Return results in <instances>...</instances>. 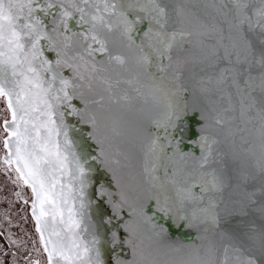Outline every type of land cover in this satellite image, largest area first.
<instances>
[{
  "label": "snow or ice",
  "instance_id": "1",
  "mask_svg": "<svg viewBox=\"0 0 264 264\" xmlns=\"http://www.w3.org/2000/svg\"><path fill=\"white\" fill-rule=\"evenodd\" d=\"M0 102L25 264H264V0H0Z\"/></svg>",
  "mask_w": 264,
  "mask_h": 264
},
{
  "label": "flooded vegetation",
  "instance_id": "2",
  "mask_svg": "<svg viewBox=\"0 0 264 264\" xmlns=\"http://www.w3.org/2000/svg\"><path fill=\"white\" fill-rule=\"evenodd\" d=\"M3 109L4 105L0 102V122H2L6 115ZM4 155L5 151L2 145H0V161H2ZM15 178L16 174L14 170L6 171L5 166L0 164V182L2 183L3 190H6L8 184L13 182ZM20 185L24 188L25 192L27 191V195L22 192L16 200L8 196L0 200V260H2L4 264H12L13 259H15V264H25V258L29 256L33 248L31 240V226L33 220L31 215L32 193L30 188L22 184ZM13 186L15 187V183ZM25 200H27L28 203H25ZM16 206L18 207L17 211L15 210L17 209ZM36 235H38V233H36ZM12 241H15V243H12ZM13 253L16 254L15 258L13 257Z\"/></svg>",
  "mask_w": 264,
  "mask_h": 264
},
{
  "label": "water",
  "instance_id": "3",
  "mask_svg": "<svg viewBox=\"0 0 264 264\" xmlns=\"http://www.w3.org/2000/svg\"><path fill=\"white\" fill-rule=\"evenodd\" d=\"M68 119L72 123H76L74 117H69ZM76 126H77V128H83V126L79 125V124H77ZM23 190H24V188L20 184L15 183V194L23 192L25 195H27V191L25 192V190L24 191ZM16 199H18L17 195H16ZM31 228H32L31 229V240H32V243L34 244V242H35V246L38 247L39 236L36 235L35 221L34 220H32ZM100 231H101V234H103V229H101ZM173 237L177 238V239H180V240L184 241L185 243H191L195 239V232L194 231L193 232H188V231H186L184 229H180V230L173 229ZM32 257H33V259L37 258L35 252H32ZM39 259L41 260V264H44L45 257L41 256V257H39Z\"/></svg>",
  "mask_w": 264,
  "mask_h": 264
},
{
  "label": "rangeland",
  "instance_id": "4",
  "mask_svg": "<svg viewBox=\"0 0 264 264\" xmlns=\"http://www.w3.org/2000/svg\"><path fill=\"white\" fill-rule=\"evenodd\" d=\"M9 177V176H8ZM7 177V178H8ZM14 183L10 182L8 184V187L6 188V190L2 189V183L0 182V200H2L3 197H13L16 200V194H15V187L13 186ZM10 186V187H9ZM17 209H15L16 211L18 210V207L16 206ZM1 209V208H0Z\"/></svg>",
  "mask_w": 264,
  "mask_h": 264
}]
</instances>
